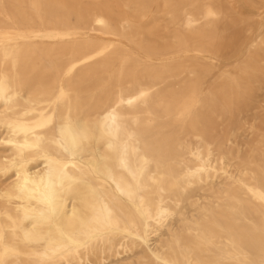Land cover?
Returning <instances> with one entry per match:
<instances>
[{
	"label": "bare ground",
	"instance_id": "1",
	"mask_svg": "<svg viewBox=\"0 0 264 264\" xmlns=\"http://www.w3.org/2000/svg\"><path fill=\"white\" fill-rule=\"evenodd\" d=\"M0 264H264V0H0Z\"/></svg>",
	"mask_w": 264,
	"mask_h": 264
},
{
	"label": "rangeland",
	"instance_id": "2",
	"mask_svg": "<svg viewBox=\"0 0 264 264\" xmlns=\"http://www.w3.org/2000/svg\"><path fill=\"white\" fill-rule=\"evenodd\" d=\"M245 8H246V12H247V14H251V13H249V12H251V6H249L247 3H246V1H245Z\"/></svg>",
	"mask_w": 264,
	"mask_h": 264
}]
</instances>
